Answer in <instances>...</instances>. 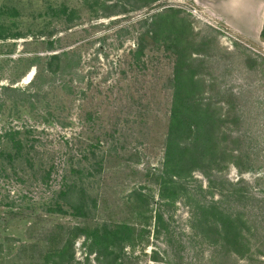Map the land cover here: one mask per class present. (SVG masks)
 Instances as JSON below:
<instances>
[{
    "label": "rangeland",
    "instance_id": "374dc122",
    "mask_svg": "<svg viewBox=\"0 0 264 264\" xmlns=\"http://www.w3.org/2000/svg\"><path fill=\"white\" fill-rule=\"evenodd\" d=\"M138 3L0 0V31L23 33L0 37V264H264V33L227 27L220 0ZM169 6L192 22L226 149L178 189L161 184L175 55L144 22ZM67 49L78 64L33 80L31 59ZM120 224L108 257L94 236Z\"/></svg>",
    "mask_w": 264,
    "mask_h": 264
},
{
    "label": "trees",
    "instance_id": "16d2710c",
    "mask_svg": "<svg viewBox=\"0 0 264 264\" xmlns=\"http://www.w3.org/2000/svg\"><path fill=\"white\" fill-rule=\"evenodd\" d=\"M139 1L136 6L149 4L154 0H136ZM142 1V2H141ZM145 33L147 37L157 39L160 33L165 31L171 41L165 43L167 47L175 55L174 76L171 79L172 100L169 113V124L165 135V160L161 184L165 187L173 184L176 189L182 186L178 179L191 176L194 169L199 166H214L220 164L224 160V156H219L220 150L226 152L225 148L221 147V141L215 131L217 125H220V117H217L216 109L211 101H205L200 96L204 90L205 81L196 77V72L199 69L200 60L192 57V50L195 48L193 42L192 22L186 14L182 13V9L169 6L162 10H158L151 15V19L147 18ZM6 33L0 31V37L6 38L10 36H22L21 31ZM264 33V32H262ZM54 41L49 40V46H53ZM145 46L140 43L136 51L142 54ZM42 59L41 55H36L31 61L37 66V71L34 79L44 72H56L59 69L66 67H74L80 59V55L75 49H67L57 53L47 55L46 66H41L35 60ZM37 62V63H35ZM55 63V66H54ZM196 71V72H195ZM14 86H6V88ZM17 89H22L18 87ZM23 91H26L23 89ZM72 91V89H71ZM206 172V169L205 171ZM178 184V185H177ZM70 190L75 186L69 183ZM183 187V186H182ZM80 204L75 206L80 214L86 216V209H90L88 204L81 198ZM106 226L103 239L95 238V243L101 241L105 244L106 255L112 257L115 249L109 248L112 246H122L120 241L125 238L123 232L128 231V225L120 224L117 227ZM117 255L113 257L115 260Z\"/></svg>",
    "mask_w": 264,
    "mask_h": 264
},
{
    "label": "crops",
    "instance_id": "0c3cea01",
    "mask_svg": "<svg viewBox=\"0 0 264 264\" xmlns=\"http://www.w3.org/2000/svg\"><path fill=\"white\" fill-rule=\"evenodd\" d=\"M211 12L231 30L256 40L264 32V0H220Z\"/></svg>",
    "mask_w": 264,
    "mask_h": 264
},
{
    "label": "water",
    "instance_id": "95a60500",
    "mask_svg": "<svg viewBox=\"0 0 264 264\" xmlns=\"http://www.w3.org/2000/svg\"><path fill=\"white\" fill-rule=\"evenodd\" d=\"M35 71H36V68L35 67H33L32 68V70L27 74L28 76H32L33 77V75H34V73H35Z\"/></svg>",
    "mask_w": 264,
    "mask_h": 264
},
{
    "label": "bare ground",
    "instance_id": "6f19581e",
    "mask_svg": "<svg viewBox=\"0 0 264 264\" xmlns=\"http://www.w3.org/2000/svg\"><path fill=\"white\" fill-rule=\"evenodd\" d=\"M31 78H32V76H28V77L25 79V82L29 81Z\"/></svg>",
    "mask_w": 264,
    "mask_h": 264
}]
</instances>
